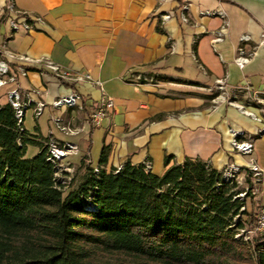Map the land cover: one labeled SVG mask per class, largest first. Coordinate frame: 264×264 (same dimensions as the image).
I'll return each instance as SVG.
<instances>
[{
  "label": "crops",
  "instance_id": "1",
  "mask_svg": "<svg viewBox=\"0 0 264 264\" xmlns=\"http://www.w3.org/2000/svg\"><path fill=\"white\" fill-rule=\"evenodd\" d=\"M6 3L0 0V42L5 41L10 51L49 59L70 72L88 73L93 80H60L41 63L26 64L28 74L19 78L23 90L37 92L32 98L46 103L38 119L32 108L26 111L34 124L29 130L24 119L30 134L46 138L52 116L80 129L73 136L54 131L59 140L80 148L68 157V164L78 169L85 158L86 164L97 166L93 156L99 159L102 147L108 146L107 170L130 160L149 162L150 170L161 175L166 155L173 157L170 164L199 158L216 170L230 162L247 165V159L233 151L231 130L254 134L264 126V109L251 100L253 92L264 100V0H14L16 8L30 18H42L28 31L11 29ZM206 10L223 11L226 17L205 15ZM166 13L171 17L162 20ZM183 13L187 22L181 19ZM225 20L228 26L223 29ZM221 29L223 40L216 41ZM242 34L251 38L243 44L247 51L256 47L243 69L234 63ZM9 63L15 68L21 62ZM134 73H158L164 80L157 85L138 83ZM217 79L226 80L230 92L249 84V93L232 91V96L262 121L222 98H212L207 88ZM8 88L0 89L1 104L8 102ZM73 91L81 95L83 110L51 107L55 99ZM103 93L114 99L115 111L100 126H93L88 114ZM34 148L33 155L40 151ZM253 157L262 169L260 192L255 196L261 206L264 133L255 139Z\"/></svg>",
  "mask_w": 264,
  "mask_h": 264
},
{
  "label": "trees",
  "instance_id": "2",
  "mask_svg": "<svg viewBox=\"0 0 264 264\" xmlns=\"http://www.w3.org/2000/svg\"><path fill=\"white\" fill-rule=\"evenodd\" d=\"M45 142L0 106V264H264V235L236 238L255 219L241 211L243 190L207 161L166 155L161 175L130 160L107 170L103 146L72 188ZM30 145L40 149L31 157Z\"/></svg>",
  "mask_w": 264,
  "mask_h": 264
},
{
  "label": "built area",
  "instance_id": "3",
  "mask_svg": "<svg viewBox=\"0 0 264 264\" xmlns=\"http://www.w3.org/2000/svg\"><path fill=\"white\" fill-rule=\"evenodd\" d=\"M186 6L184 7V9ZM5 11L9 16V24L13 31H17L20 28L24 30H30L34 27L35 22H42V18L37 16L34 18H30L27 13L18 10L14 4V0H7ZM205 15H220L222 17H226L223 11H209L206 10L203 12ZM170 15H164L163 19L169 18ZM182 20L187 21L185 15H182ZM228 26V21H224L223 29H226ZM224 32L223 30H219L217 32L216 41L223 40ZM251 40L248 34H242L239 38V46L236 50V55L234 58V63L241 69L245 68V66L250 62L252 56L254 55L256 47H253L251 51H247L243 44L249 42ZM9 60H16L18 63L15 68L9 63ZM32 63H41L49 72H51L55 77L60 80H70L74 82H93L91 76L88 73H79V72H70L66 69H63L60 65L49 59H34L26 55L16 54L10 51L7 48L6 42H0V89L4 87H9L6 91L5 95L7 97L8 102L14 109L15 118L17 119V123L21 130H24V119L26 111L32 108L34 116L38 119L45 107L46 103L44 101H35L32 98V93H37L35 91H26L23 90L19 85V78L25 77L28 74V67L26 64ZM201 67V66H200ZM134 79L136 82H148L151 84H159L162 82L159 79L160 74L158 73H134ZM97 85L101 88V83L96 82ZM215 88L217 91L216 98H222L228 102V104L235 106L239 111H241L246 116L253 118L255 120L262 121V118L257 116L254 112L245 108L242 103L236 101V99L232 96L236 92H247L251 91V87L249 84H245L243 86H235L232 91L227 87L226 80L217 79L215 82ZM102 89V88H101ZM253 96L251 100H254L259 105H262V109H264V100L260 98L258 92H253ZM3 105L0 103V106ZM52 108H73L78 110H83L84 105L82 103L81 95L73 91L66 96H61L55 99L52 104ZM115 111V103L114 99L103 93L100 100L96 103V105L90 110L88 114V120L91 122L93 126H100L103 119L110 113ZM51 128L49 129L48 136L46 137V160L50 162L55 168V178L62 184H66V186L70 183L68 181L70 178L60 176L61 173L66 171H72L68 162L66 161L68 157L72 155H76L79 153L80 148L78 144L72 141H62L59 140L55 135L54 131L57 130L65 135L73 136L77 135L80 132L79 128L72 126L70 123L66 122L61 116H52L50 119ZM264 133V126L259 128L254 134L247 133L242 130H231L232 141L231 145L233 151L244 158L247 159V165L245 172L250 177L252 183L257 184L261 183L262 180V169L257 164L256 160L253 157L254 151V142L256 137L260 136ZM146 167L149 168V162L145 163ZM120 168V167H118ZM242 166L235 164L233 162L228 163L221 171L224 179L228 181L235 182L239 184L238 175L242 173ZM247 170V171H246ZM251 193L255 194L254 191L257 189L252 185ZM247 190H244L236 195L237 198L241 200H245ZM246 206L241 207V211H244ZM241 215L238 216L240 218ZM258 235H264V205L259 206L257 214L253 223H245L242 227L238 229L236 237H242L245 240L252 241V237H256Z\"/></svg>",
  "mask_w": 264,
  "mask_h": 264
},
{
  "label": "rangeland",
  "instance_id": "4",
  "mask_svg": "<svg viewBox=\"0 0 264 264\" xmlns=\"http://www.w3.org/2000/svg\"><path fill=\"white\" fill-rule=\"evenodd\" d=\"M185 6L182 7V10H184V11L188 9V6H186V8L184 9ZM209 11H211V10H209ZM167 14L170 15V17H171V14L166 13V14H163L161 16L162 17V20H167V19L170 18L169 17L167 19H163V16L164 15H167ZM182 15H185V14L183 13ZM216 15H218V14H216ZM210 16H212V15H210ZM186 18H187V16H186ZM181 19H182V16H181ZM187 21H188V18H187ZM187 21H183V22H187ZM215 86L216 85H214L211 88H207V91L208 92H211V93H215V91H217L216 88H215ZM203 90H206V89H203ZM242 93L243 92H236V95L242 94ZM25 125H26V127L29 130H33L34 129L33 119L31 118V112L30 111H28L27 114H26V117H25ZM42 126H43V130L45 131L46 130V127H47L46 123L45 122H42ZM34 150H35L34 146H31V145L28 146L27 156H33ZM93 155H94V153H93ZM93 161H94V165H97L98 159L96 158V160H95L94 156H93ZM69 166H70V169L72 171L63 172V173L60 174V176L66 177V178H70V180L68 181V183H71L73 181L72 188H75L78 185V183L81 181V179H82V177H83V175L85 173V168L81 166L80 168L76 169L71 164H69ZM242 167L244 169H242V173L238 175V180H239L240 183L237 184L238 185L237 188L240 189V190H243V191L244 190H247L248 191V193H246V195H245L246 198H247L246 199V205H247L246 207H247V210L249 211L250 214H254V216H256L257 211H258V208H259V206H258L259 204H258L257 201H255V196L260 192V184H257L256 182H255V184L252 183L250 177L247 175V172H245L246 166H242ZM68 185H70V184H68ZM252 185L254 186L255 189H257V191H254L255 194L251 193V191H250L251 190L250 188H251ZM249 192H250V195H247V194H249ZM249 216L250 215H248V217H246L247 220H250L251 219V217L249 218ZM247 223H249V221ZM236 238L241 239V241L243 243H245V244H248V243L250 244L251 243V241L245 240L244 238L242 239V237H236ZM252 238H255V237H252Z\"/></svg>",
  "mask_w": 264,
  "mask_h": 264
}]
</instances>
